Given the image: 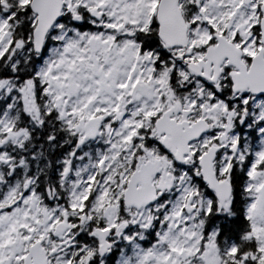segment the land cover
<instances>
[{
	"label": "snow or ice",
	"instance_id": "1",
	"mask_svg": "<svg viewBox=\"0 0 264 264\" xmlns=\"http://www.w3.org/2000/svg\"><path fill=\"white\" fill-rule=\"evenodd\" d=\"M0 264H264V0H0Z\"/></svg>",
	"mask_w": 264,
	"mask_h": 264
}]
</instances>
